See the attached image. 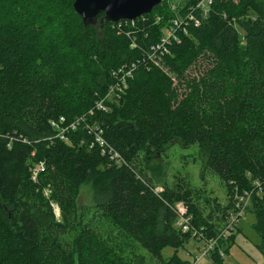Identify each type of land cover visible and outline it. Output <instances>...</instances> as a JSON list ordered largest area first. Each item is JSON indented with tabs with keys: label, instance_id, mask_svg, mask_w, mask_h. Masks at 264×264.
Returning <instances> with one entry per match:
<instances>
[{
	"label": "trees",
	"instance_id": "obj_1",
	"mask_svg": "<svg viewBox=\"0 0 264 264\" xmlns=\"http://www.w3.org/2000/svg\"><path fill=\"white\" fill-rule=\"evenodd\" d=\"M74 1L64 0L78 29L62 24L49 37V16L48 25L27 19L0 30V264L164 261L167 247L216 239L246 191L264 254V0H214L207 17L195 9L201 24L181 33L160 63L149 59L148 48L199 0H181L176 9L163 0L134 23L105 22L102 32L83 24ZM132 62L139 67L125 93L108 102V111L98 110L112 71ZM169 70L187 82L182 91ZM84 115V123L103 129L123 164L91 147L84 123L68 141L56 137L50 120ZM174 142L205 150L206 170L224 183L227 205L184 179L157 184L149 176ZM41 161L45 169L34 180L31 168ZM89 180L95 205L79 207ZM178 203L193 217L188 231L178 225ZM97 214L109 223L105 234ZM232 232L218 238L212 264H226Z\"/></svg>",
	"mask_w": 264,
	"mask_h": 264
},
{
	"label": "rangeland",
	"instance_id": "obj_2",
	"mask_svg": "<svg viewBox=\"0 0 264 264\" xmlns=\"http://www.w3.org/2000/svg\"><path fill=\"white\" fill-rule=\"evenodd\" d=\"M180 3H182L181 0H171V7L173 9L181 7ZM179 15L185 18V11L183 10ZM49 16L52 17L53 24H49L47 20ZM27 19L30 21L34 19L37 24H49V28L51 27L49 37L52 31L60 33L62 24L74 30L78 29L80 22L76 15L68 11L64 0H0V30L11 26L19 27ZM169 74L173 85L182 91L187 82H181L170 70ZM190 74L196 75L194 69L190 70ZM205 163L206 152L198 144L184 147L180 142H174L167 146L162 155L154 159L149 176L155 182H160L157 184L164 181L172 184L177 178L184 179L192 187L204 188L213 197H218L221 205L225 206L229 201L226 187L218 175L206 170ZM77 202L79 207L95 205V192L91 180L82 184ZM54 206L60 214L58 205L54 203ZM95 218L99 225L98 231L105 234L109 223L100 220L99 214ZM255 221L256 214L249 205L232 232L234 238L228 245V251L224 257L226 264H264V254L258 247L261 235L253 225ZM69 237L72 238L73 234ZM205 246L204 241L192 238L184 248L179 250L167 247L163 253L164 261H154L152 264H181L179 260L184 264H193L195 259H198L196 264H212L209 254L201 257ZM75 264L78 262L76 261Z\"/></svg>",
	"mask_w": 264,
	"mask_h": 264
},
{
	"label": "built area",
	"instance_id": "obj_3",
	"mask_svg": "<svg viewBox=\"0 0 264 264\" xmlns=\"http://www.w3.org/2000/svg\"><path fill=\"white\" fill-rule=\"evenodd\" d=\"M214 0H199L190 10V12L185 15V18L174 17L170 20V22L164 27L163 34L159 38V40L155 41L150 45L147 50V54L150 60L154 61L155 63H160L161 59L170 53V46L180 41V34L187 33L188 28L191 25L199 26L201 24V18L192 15V12L195 9H201V12L204 17H207L212 9V5ZM143 16V15H142ZM141 17V16H140ZM139 18V17H138ZM157 22L161 20V17L158 16ZM134 23L136 19L130 20ZM120 21V20H119ZM118 22V21H117ZM137 44L134 42L133 46L135 47ZM139 64L137 62L127 63L120 67L115 68L112 71L113 82L108 86L107 92L103 97H101L96 104V108L102 111H108L109 106L108 102H112L114 100L120 99L122 94L128 88L129 80L134 77L136 70L138 69ZM93 113V110L90 111ZM87 115L82 117H78L72 121H67L65 116H59L58 118H54L50 120V124L56 133V137L63 139L65 141L69 140V132L72 130H77L79 126H81ZM84 127L89 130L91 135L93 136L91 147L97 145L101 148V153L105 154L110 161L116 163L117 165H121L124 163L121 155L111 148L104 137L103 129L100 126L92 128L89 123H84ZM24 141H27L24 138ZM12 142H10V146ZM45 169L44 162H37L35 163L31 170L33 172V179L36 180L38 175ZM250 192H245L242 195L237 196V201L234 210L231 212V216L229 221L224 225L221 229L219 236L216 239H212L203 241L206 243L205 248L203 249V253L201 257L206 256L210 253V251L215 247L217 240L219 237H226L228 233L232 232L235 227L237 226L238 221L240 218L245 214L247 207L250 203ZM178 225L182 227L184 230H190V221L193 218L192 215L187 214V208L183 203H178ZM193 235L197 237H203V233L201 234L197 230L193 231ZM198 259H195L193 264H196Z\"/></svg>",
	"mask_w": 264,
	"mask_h": 264
},
{
	"label": "water",
	"instance_id": "obj_4",
	"mask_svg": "<svg viewBox=\"0 0 264 264\" xmlns=\"http://www.w3.org/2000/svg\"><path fill=\"white\" fill-rule=\"evenodd\" d=\"M163 0H75L74 9L81 16L83 24L96 25L103 31L107 21L134 20L150 13ZM104 15L99 18L100 13Z\"/></svg>",
	"mask_w": 264,
	"mask_h": 264
}]
</instances>
